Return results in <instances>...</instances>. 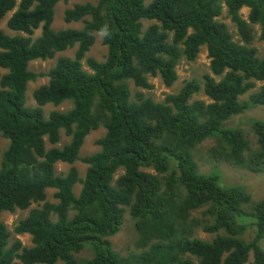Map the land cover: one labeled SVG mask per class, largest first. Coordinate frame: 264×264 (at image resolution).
Instances as JSON below:
<instances>
[{
    "label": "trees",
    "instance_id": "obj_1",
    "mask_svg": "<svg viewBox=\"0 0 264 264\" xmlns=\"http://www.w3.org/2000/svg\"><path fill=\"white\" fill-rule=\"evenodd\" d=\"M69 1L0 0V22L22 32L0 28V134L9 142L0 147V264H79L76 254L87 244L94 255L81 264H246L251 254L253 264H264V198L254 200L242 185L222 184L217 171L200 172L194 155L197 144L215 138V157L264 172V119L252 120L250 132L225 126L264 105V56L252 45L254 24L264 40V0L85 1L64 11V21L80 27L55 29L57 7ZM224 8L241 41L218 19ZM144 20L152 23L144 28ZM97 33L107 56L88 58L87 71L82 61ZM202 46L211 70L202 82L187 80L162 102L132 98L130 81L151 88L149 76H159L172 86L180 60H195ZM73 47L74 56H60L48 83L34 90L36 106L27 107L28 84L38 77L30 63ZM258 82L263 84L242 100ZM202 90L209 101L193 99ZM66 101L72 102L69 110L45 115V105ZM102 126L99 150L81 157L87 135ZM61 130L70 140L59 147ZM77 160L88 164L84 178L76 167L56 173L58 162ZM50 188L57 202L46 200ZM33 203L40 205L14 227L30 234L32 245L24 247L12 241L1 217ZM128 206L141 251L126 258L108 237L121 229ZM201 208L209 218L189 222ZM193 225L215 238L192 236Z\"/></svg>",
    "mask_w": 264,
    "mask_h": 264
},
{
    "label": "rangeland",
    "instance_id": "obj_2",
    "mask_svg": "<svg viewBox=\"0 0 264 264\" xmlns=\"http://www.w3.org/2000/svg\"><path fill=\"white\" fill-rule=\"evenodd\" d=\"M85 1H93L96 2L97 0H70L68 4L60 3L56 10V16L53 22V27L55 29H63L68 26L72 27H80L81 24L74 23V24H68L64 21V11L68 7H72L75 3L85 2ZM146 4H149L151 0H145ZM250 9L248 7H244L241 9V13L244 18H248ZM11 16V13L8 15V17ZM218 19L225 22L228 25V28L230 32L232 33L233 37L237 41L240 40V35L237 30L236 24L230 19V17L227 14L226 8L223 9L221 15L218 16ZM144 28H146L148 25L152 23V21L144 20ZM0 28L3 29L6 33L10 35L15 34H22V32H17L14 30H11L7 27L6 20L0 22ZM253 33H254V40L252 41V45L255 46L258 50L259 56H264V40H260V26L258 24L253 25ZM41 34V29H38L34 33V38L39 36ZM103 34L97 33L96 35V41L91 46L89 51L86 53L82 63L84 69L87 71H91L90 66L87 63L88 58H94L99 61H102L107 56V46L104 44L102 39ZM76 47L69 48L64 52H59L55 55L52 59L47 60H34L30 63L29 69L35 73L38 74V77L36 80L30 82L28 84V89L26 90V106L27 107H35L36 102L33 98V92L34 90L39 87L40 85L46 84L49 81L48 72L50 69L55 65L57 59L60 56H68L73 57L76 51ZM3 72H6V70H2ZM177 72H178V79L172 86H166L162 79L159 76H149L150 84L152 85L151 88H141L136 87V85L130 81V87L132 90V98L133 99H139L140 97H150L154 99L155 101L162 102L166 98L168 94L171 93H177L182 86L184 85L185 81L197 79L200 82L203 81V76L206 73H210V57L208 55V50L206 46H202L201 50L195 60H187L185 58L181 59L180 62L177 65ZM263 82H258L257 86L249 91L247 94L243 95L241 97L242 100H248L249 95L257 90ZM193 99H202L209 101L207 95L202 91L196 93L193 95ZM72 107L71 101L63 102L60 105H53V104H47L43 107L44 113L46 116L49 115V113L53 110H60V111H67ZM254 119H264V105H258L254 106L251 109L246 110L244 113L235 116L234 118L228 120L225 123V126L227 127H239L245 132H250V127L252 120ZM105 128L102 126L96 130L91 131L87 137L85 138V141L82 145V148L80 150V156L85 157L87 155H91L99 150V145L96 143V141L102 137L105 134ZM70 137L65 133V130H61V140L56 144V146L62 147L64 144L69 142ZM256 139L255 137H252V144H255ZM9 145L8 140H6L1 134H0V147L2 150L6 149ZM217 145L216 139L211 138L207 139L199 144L196 145L194 149V155L195 159L198 163V167L200 172L202 173H211L214 171H217L220 174L221 183L224 185H235L239 184L244 186L247 191H249L254 200H259L264 198V172H254L245 168H242L240 166L234 165L232 163H229L228 161H225L222 158L215 157L212 153L213 146L215 147ZM48 146H51L48 144ZM256 145H254V148ZM71 167H76L79 175L81 178L85 177V174L88 169V164L77 160L76 162L70 164L65 162H58L56 164V173L57 174H65ZM148 171L154 172L153 169H147ZM124 172L123 169H120L114 176V181L118 179V177ZM82 187L81 182H77L74 186V191L76 195H79L80 190ZM56 190L53 188H50L47 190V198L46 200L50 202H57L58 199L55 197ZM38 203H33L31 207L24 210H16L15 212H4L1 221L4 222L9 230L12 232V241L19 239L22 241V244L24 247H30L32 245L31 236L28 233H22L18 234L15 233L14 227L16 223L26 217L29 214V211L39 206ZM206 208H201L197 211H195L192 215V218H190L189 222L191 220H200L204 221L205 219H208L209 216L204 215V211ZM73 215V212H71V215ZM55 218V217H54ZM193 224H197L195 221L192 222ZM203 225H193L190 227V230L192 231V236L202 238L204 240L211 241L213 238H215L216 234L208 232L204 230L202 227ZM248 238L250 236L246 235ZM139 234L138 230L136 228V220L132 217L130 214V207H126V212L124 214V220L123 224L121 226V229L119 232L113 236L108 237V241L110 242L112 248L118 252L123 257H130L132 254H136L141 251L140 248L136 246V242L138 240ZM247 238V239H248ZM261 245L264 248V239L261 241ZM94 255V250L91 244H87L79 253L76 254L77 260L79 264L85 263L84 261L91 258ZM253 256L251 254L249 262L246 264H253L252 262ZM18 261V260H17ZM59 264V263H58Z\"/></svg>",
    "mask_w": 264,
    "mask_h": 264
}]
</instances>
